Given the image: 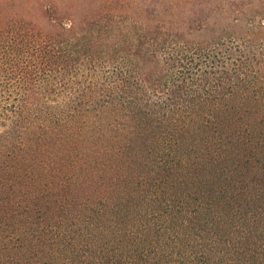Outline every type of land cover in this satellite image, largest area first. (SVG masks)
<instances>
[{
  "label": "trees",
  "instance_id": "1",
  "mask_svg": "<svg viewBox=\"0 0 264 264\" xmlns=\"http://www.w3.org/2000/svg\"><path fill=\"white\" fill-rule=\"evenodd\" d=\"M71 8L0 0V75L25 83L0 111V264H264V0H109L104 53ZM97 51L108 80L31 92L33 62Z\"/></svg>",
  "mask_w": 264,
  "mask_h": 264
},
{
  "label": "rangeland",
  "instance_id": "2",
  "mask_svg": "<svg viewBox=\"0 0 264 264\" xmlns=\"http://www.w3.org/2000/svg\"><path fill=\"white\" fill-rule=\"evenodd\" d=\"M72 3L71 12L74 14L76 19L81 20L82 17L87 15H98L100 20L96 24L94 31L98 34L99 26L103 27L101 31V36L99 40H96L98 47V51L101 52L102 49L108 47L109 48V34L105 33V24L109 26V0H69ZM106 7V8H104ZM104 8V9H103ZM101 10V12H100ZM22 12L27 17H36L34 10L27 13L26 10H22ZM36 17V18H35ZM40 21H44L43 18L39 19ZM65 24L70 23L69 19L64 20ZM39 37H33L32 41L37 43ZM26 43H24V50H29L26 48ZM95 52V56L91 58V60H82L81 63L69 72L61 73V72H51L50 66L48 64L44 65L43 63H37L40 66H36L33 62L32 66L28 68L31 71H27L32 77V85L33 87L31 92H35L39 97L49 99L52 105H65L70 102L74 97L77 99L79 96L83 95V91L94 82L103 83V81L108 80L106 76H108V68L106 65L108 64L106 61H109V58L105 56H100V53ZM104 53V52H101ZM32 54V52H31ZM30 56L28 51L23 53V57L21 59V64L25 63ZM107 58V59H106ZM35 59L34 61H36ZM105 60V61H104ZM11 70V69H10ZM7 73H3L0 75V80L2 81L0 84V111H3L5 107H10L12 103L17 101L24 93V85L22 81V74L18 71H10ZM8 81V82H7ZM109 135V134H108ZM82 158L76 160L72 158V162L80 169V166H84L86 162H82ZM85 161V160H84Z\"/></svg>",
  "mask_w": 264,
  "mask_h": 264
}]
</instances>
